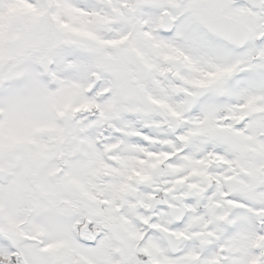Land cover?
I'll return each mask as SVG.
<instances>
[{
    "label": "snow or ice",
    "instance_id": "snow-or-ice-1",
    "mask_svg": "<svg viewBox=\"0 0 264 264\" xmlns=\"http://www.w3.org/2000/svg\"><path fill=\"white\" fill-rule=\"evenodd\" d=\"M0 264H264V0H0Z\"/></svg>",
    "mask_w": 264,
    "mask_h": 264
}]
</instances>
